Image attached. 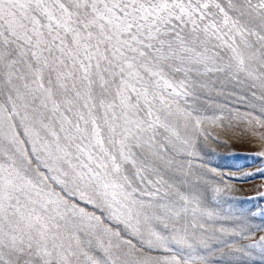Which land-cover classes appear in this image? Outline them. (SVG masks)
I'll return each mask as SVG.
<instances>
[{
    "label": "snow or ice",
    "instance_id": "obj_1",
    "mask_svg": "<svg viewBox=\"0 0 264 264\" xmlns=\"http://www.w3.org/2000/svg\"><path fill=\"white\" fill-rule=\"evenodd\" d=\"M235 89L264 129V0H0V264H264L188 159Z\"/></svg>",
    "mask_w": 264,
    "mask_h": 264
},
{
    "label": "rangeland",
    "instance_id": "obj_2",
    "mask_svg": "<svg viewBox=\"0 0 264 264\" xmlns=\"http://www.w3.org/2000/svg\"><path fill=\"white\" fill-rule=\"evenodd\" d=\"M234 91L248 99L218 97L225 107L215 114L225 118L204 125L203 134L196 140L197 155L188 159L207 180L200 186L204 205L218 217L210 223L236 233L226 239L241 247L264 235V156L259 155L264 152V139L260 138L264 129L253 130L246 120L234 118L237 113L241 117L247 112L259 115L249 106L247 91ZM217 187L221 189L218 194L213 191Z\"/></svg>",
    "mask_w": 264,
    "mask_h": 264
}]
</instances>
